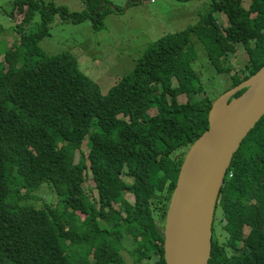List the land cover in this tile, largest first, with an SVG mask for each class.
<instances>
[{
	"label": "trees",
	"instance_id": "obj_1",
	"mask_svg": "<svg viewBox=\"0 0 264 264\" xmlns=\"http://www.w3.org/2000/svg\"><path fill=\"white\" fill-rule=\"evenodd\" d=\"M243 1L213 0L197 24L152 43L107 93L71 52L49 55L41 42L56 16L72 24L101 22L114 11L108 0H86L83 12L41 0L14 2L13 30L21 40L0 60V264H127L120 245L127 231L136 240L137 264L144 258L166 264L165 221L182 153L208 129L214 102L193 67V38L219 75L230 73L222 57L232 60L235 45L245 46L249 60L225 92L264 67V0L248 7ZM45 182L58 204L36 207L28 201ZM208 264H264V117L223 178Z\"/></svg>",
	"mask_w": 264,
	"mask_h": 264
},
{
	"label": "rangeland",
	"instance_id": "obj_2",
	"mask_svg": "<svg viewBox=\"0 0 264 264\" xmlns=\"http://www.w3.org/2000/svg\"><path fill=\"white\" fill-rule=\"evenodd\" d=\"M15 1L0 0V60H3L5 50L14 48L21 40V35L13 30L17 19H19L17 10H13ZM41 1L67 7L71 12H83L88 9L86 0ZM108 1L114 11L103 16L101 22L86 21L81 24H72L64 22L59 16H56L50 29V36L41 42V47L49 55L65 51L71 52L78 60L82 71L97 82L103 93H107L115 82L134 69L136 61L152 43L167 34L194 26L213 4V0ZM250 1L244 0L243 5L248 7ZM12 11L13 14L10 17L9 14ZM214 16L222 28L228 25L224 14L217 12ZM39 19L40 16L37 15L34 24ZM193 41L197 56L193 67L200 77L204 91L213 95L215 101L225 93L226 84L231 82L230 76L234 73L241 74L249 60L247 50L243 44L235 45L237 52L234 58L228 60L226 57H222L221 59L223 69L230 70V73L219 75L208 61L204 45L198 41L196 36ZM177 84L178 82L174 78L173 85ZM187 99L185 94L178 98L181 103H185ZM82 151L85 154L90 151L87 139L83 142ZM187 153L188 150L183 151V158ZM88 187L93 188L92 185ZM34 195L35 198L28 202L33 203L36 207L58 204V196L49 182H45ZM127 199L131 201L132 195H127ZM114 207L108 208L107 211L113 213ZM112 213V217H115ZM120 239L121 254L126 263L137 264L139 254L135 251L137 244L133 235L128 231L122 232ZM143 263L146 264L145 258L141 264Z\"/></svg>",
	"mask_w": 264,
	"mask_h": 264
},
{
	"label": "water",
	"instance_id": "obj_3",
	"mask_svg": "<svg viewBox=\"0 0 264 264\" xmlns=\"http://www.w3.org/2000/svg\"><path fill=\"white\" fill-rule=\"evenodd\" d=\"M246 89L239 98L229 102L237 92ZM232 105L226 114L214 118L223 100ZM264 117V67L240 85L222 94L212 104L209 127L187 153L170 199L165 221L164 259L166 264H208L212 253V229L217 196L232 159L242 142ZM221 179L213 208L205 205L206 254L202 257L191 230L190 218L195 207L206 204L214 184Z\"/></svg>",
	"mask_w": 264,
	"mask_h": 264
},
{
	"label": "bare ground",
	"instance_id": "obj_4",
	"mask_svg": "<svg viewBox=\"0 0 264 264\" xmlns=\"http://www.w3.org/2000/svg\"><path fill=\"white\" fill-rule=\"evenodd\" d=\"M227 99H223L218 106L216 107V110L214 112V118H218L224 114H226L229 110H231L233 107H236L240 104L241 101H236L232 105H228ZM221 184V179H218L217 182L213 186V190L211 191V194L206 201V204H203V202H200L195 209L193 210L190 218V224L189 228L191 230V233L197 242V246L199 251L201 252V256L203 257L206 254L208 241L206 236V216H205V205L208 209L213 208L214 200L217 194V191L219 189V186Z\"/></svg>",
	"mask_w": 264,
	"mask_h": 264
}]
</instances>
